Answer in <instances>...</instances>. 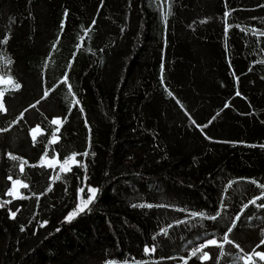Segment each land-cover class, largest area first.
I'll return each instance as SVG.
<instances>
[{
	"label": "trees",
	"instance_id": "obj_1",
	"mask_svg": "<svg viewBox=\"0 0 264 264\" xmlns=\"http://www.w3.org/2000/svg\"><path fill=\"white\" fill-rule=\"evenodd\" d=\"M252 28L264 31V0H0V75L22 85L0 84V127L40 101L0 133V202L12 201L0 208V264H184L238 215L230 239L245 253L264 239V208L250 203L264 195V36ZM53 117L66 119L51 145ZM36 124L47 135L32 131L33 147ZM46 147L60 162L87 150V174L30 167ZM7 153L28 162L23 174ZM8 175L30 198L4 195ZM90 186L101 189L91 211L63 222ZM147 203L163 207H132ZM224 251L219 264H234L237 250Z\"/></svg>",
	"mask_w": 264,
	"mask_h": 264
},
{
	"label": "snow or ice",
	"instance_id": "obj_2",
	"mask_svg": "<svg viewBox=\"0 0 264 264\" xmlns=\"http://www.w3.org/2000/svg\"><path fill=\"white\" fill-rule=\"evenodd\" d=\"M164 3H166V0H161V5H163ZM170 12H165L162 10V16H163V22L165 23V26L167 27V20H168V16H169ZM231 13L229 11H225L224 13V20L225 22L227 21L228 16ZM68 15L67 12H65V17ZM255 19V18H253ZM95 20L92 21V24L89 27H92L95 25ZM64 24L62 22L61 24V29H63ZM227 27L225 28V33L227 34ZM237 28H239V25H236ZM245 32L249 31L248 29L244 30ZM252 34L256 35L257 38L259 39V37L264 36V31H260L258 29L252 28L251 29ZM7 40H3L4 44H7ZM8 64H11V61L7 62ZM163 65L161 66V72L163 74ZM163 79V75L161 77ZM238 79V78H237ZM11 81V83H2L0 82V84L3 85H14V89L15 91H18L21 89L22 85L16 81L13 80V78L11 76H9L7 79H5V77L3 75H0V81ZM68 81V77L65 76L64 80L62 81L63 83H65L68 87L69 92L72 91L71 89V85L67 83ZM51 90L46 89L43 92V96L42 99H46L49 95H50ZM168 95L169 96H173L174 94L169 90L168 91ZM236 95H240L239 92L236 93ZM40 103V101H37V104L31 105L28 109H25L24 112L19 114V117L15 120L12 121V125H17L19 124L21 121H23L25 119V113L30 111L33 108H36L37 105ZM177 103H179V101L177 100ZM73 106L75 105H79L80 101L79 99H76L75 97L73 98L72 101ZM229 105H225V107H228ZM181 107H183V105H181ZM82 111V108H81ZM8 113V106L6 105V99H5V91L0 90V115H7ZM187 114V113H186ZM219 115V113L217 114ZM191 119V117H189ZM66 119V117H53L50 120V124L53 126H56L52 136L50 137L49 140V144L54 145L58 142V136L57 134L60 132V129L62 127L63 121ZM213 119H215V117H213ZM193 124H195L196 122L193 120L192 121ZM11 126L9 127H0V133H6L8 131L11 130ZM39 127L41 129V134L43 135H47V132L42 129L40 124H36L33 127L29 128V137L31 139L32 145L33 147L36 146V142H37V137L33 138L32 136V131L33 129ZM197 127H200L199 125H197ZM206 127V125H205ZM261 147H264V145H261ZM8 158H10L13 161H17L19 160V172L21 174H23L25 172V165L28 163L26 160H24L23 158H20L16 155H13L12 153H7L6 154ZM94 155V154H93ZM80 156L83 159H78L77 157ZM89 157V152L87 150H85L83 153H79V154H72V156L70 157V161L72 163V165L74 167H79L81 169H83L84 173L87 174V168H88V163H87V158ZM47 159V147L45 149V153L44 155L41 157V161L37 164V165H29L30 167H42L44 166L43 161ZM57 163L59 165L60 168V172H65L67 171H71L70 168H68V164H69V159H65L63 161V163H60L57 159ZM48 167H52V165H48ZM6 179L10 182V189L7 190L5 192V196H10L14 199H28L30 197L28 196H22L20 194L19 189L23 188V189H27L29 188V185L27 183H23L20 179H14L12 175H8L6 177ZM60 179V174L57 173L54 177H50V181L51 180H59ZM254 182V181H253ZM229 187H231V185H229ZM51 187L48 188V191H51ZM88 197L87 199H84L83 197V193L85 191L84 187H80L78 189V195H77V203L75 205V207L68 212V214L64 217V221L65 223H70L72 222L74 219H76L78 216H80L81 214H85L87 212L91 211V205L94 203V201L97 199L98 194L100 193L101 189L97 186H90L88 187ZM32 195H36L35 193H33ZM37 199H39V197H37ZM264 199V195H260V196H256L255 198H253L250 203L252 205H255L257 207H261L264 208V203L262 204H257L258 200ZM12 201L11 200H3V202H0V208H4L5 205L7 204H11ZM248 205H245L244 207L246 208ZM132 207H139V208H153V207H163V205H153L151 203H147V204H134L132 205ZM221 207H223V205H221ZM18 211V210H17ZM17 211H12L11 209H9V213H10V218L11 219H15L16 215H17ZM190 216L195 218V217H200V218H204V219H209V220H217L218 217L220 216V212L218 211L215 215H207L206 213L203 212H191ZM240 217L239 215L236 216L233 220V222L231 223V225L226 229L225 233L223 234V236L218 240L216 238H211V239H207L205 242L199 244L196 247H193L191 249L190 255L185 258V257H181V260L184 261V264H187V261L189 259L192 258H197L200 262V264H207V262L212 261V264H219V260L220 258H223L225 256V245H232L238 252V255L233 257V261L234 264H256V260L254 258H258V261L261 262V264H264V251H256L257 248H261L264 247V239H261L258 244L252 249L250 250V252L245 253L244 249L241 247V245L239 243H236L233 239H230V234L232 233L233 229H235L236 227V222L239 221ZM186 221L184 220H180L177 221V224L180 223H185ZM47 225V221H44L43 223H41V227H45ZM172 227V225H169L166 228H162L159 232V235L162 236H167L169 233V228ZM23 230V229H22ZM57 231H59V229H57ZM262 236H264V232L261 233ZM153 239H155V236L153 237ZM210 247H216L218 248L220 251L216 257L215 260H213V256L212 254H210L208 251H205V249H208ZM146 254L149 253H154L156 251V247L152 246L151 248L149 247H145L144 249Z\"/></svg>",
	"mask_w": 264,
	"mask_h": 264
},
{
	"label": "rangeland",
	"instance_id": "obj_3",
	"mask_svg": "<svg viewBox=\"0 0 264 264\" xmlns=\"http://www.w3.org/2000/svg\"><path fill=\"white\" fill-rule=\"evenodd\" d=\"M7 80H5V81H0V82H6ZM40 132V129L39 128H36V129H34L33 130V135L34 136H36L38 133ZM58 161L60 162V160L58 159ZM43 163L44 164H48V165H52V168H54V169H58V170H60V168H59V165H58V163H57V158H54V159H51V158H47V159H45L44 161H43ZM60 163H63V162H60ZM71 166H72V163H71V161L69 160V164H68V168H71ZM19 191H20V189H19ZM21 194V193H20ZM85 199V198H84Z\"/></svg>",
	"mask_w": 264,
	"mask_h": 264
}]
</instances>
